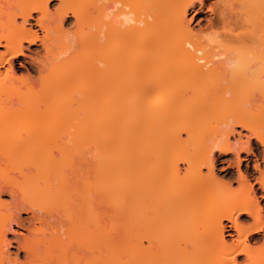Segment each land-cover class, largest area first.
<instances>
[{
  "label": "bare ground",
  "instance_id": "6f19581e",
  "mask_svg": "<svg viewBox=\"0 0 264 264\" xmlns=\"http://www.w3.org/2000/svg\"><path fill=\"white\" fill-rule=\"evenodd\" d=\"M52 1L0 0V264H264V0Z\"/></svg>",
  "mask_w": 264,
  "mask_h": 264
},
{
  "label": "rangeland",
  "instance_id": "374dc122",
  "mask_svg": "<svg viewBox=\"0 0 264 264\" xmlns=\"http://www.w3.org/2000/svg\"><path fill=\"white\" fill-rule=\"evenodd\" d=\"M86 1H88V0H86ZM90 1H92V0H90ZM90 1H88V2H90ZM93 1H94V0H93ZM211 1H212V0H209V2H211ZM93 3H94V2H91V6L93 5ZM88 4H89V3H88ZM50 5H51V8H53V6H56V5H57V0L52 1V3H51ZM89 6H90V5H89ZM85 8H86V6H85ZM121 11H122V10H121ZM121 11H120L119 9H117V10L115 9L114 12H113L112 14H115L114 16H122V15H121V14H122ZM117 12H118V13H117ZM120 13H121V14H120ZM95 14H96V13H95ZM192 15H194V12H193L192 10H190V11L188 12V18L191 19V25H192V26H198V23L201 22V20H199V18H198L197 16H196V17H195V16L193 17ZM114 16H113V17H114ZM93 17H95V16L93 15ZM115 18H116V17H115ZM73 19H74L73 17L69 18L68 21L64 24V27H65V28L72 27L73 22H74ZM90 19H91V23H93V22L95 23V21H93L92 18H90ZM93 19H94V18H93ZM94 20H96V18H95ZM92 21H93V22H92ZM85 22H86V20H85ZM85 22H84V23H85ZM88 22H90V20H88L86 24H88ZM94 23H93V24H94ZM203 23H205V21H202V22H201V24H203ZM88 25H91V24H88ZM85 27H86V25H85ZM88 27H89V26H88ZM88 27H86V29H88ZM91 27H92V25H91ZM92 28H95V29H96V27H94V26H93ZM92 28H91V29H92ZM95 29H94V30H95ZM40 33H41V32H40ZM38 46H39V45H33V46H32V50H37V47H38ZM38 48H39V47H38ZM28 52H29V51H28ZM22 70H23V69H22ZM24 71H25V70H24ZM247 107H248V106H247ZM253 107H254V108H253ZM253 107H252V112H254V113H256L255 110H257V111L260 110L259 107H261V110H262V107H263V109H264V106H262V105H259V107H258V106L256 107V105H255V106H253ZM248 108H249V107H248ZM255 108H256V109H255ZM258 113H259V112H258ZM260 114H261V112H260ZM223 168H224V163H221V162L217 163V166H216L217 174H220V173H221V174L223 175V174H225V172H227V171L229 170V169H228L227 171H226V170L223 171ZM234 172H235V173H234ZM231 173L236 174V170H235V169H232ZM220 176H221V175H220ZM8 198H9L8 195H4V196H3V199H5V200H7ZM260 201H261V204L264 206V200H263L262 198H260ZM25 215H26V214H24L23 216H25ZM15 228L18 229L19 231H24L23 229H21V228L18 227V226H15ZM11 236H12V235L10 234L9 237H11ZM13 249H14V248H12V250H13Z\"/></svg>",
  "mask_w": 264,
  "mask_h": 264
}]
</instances>
